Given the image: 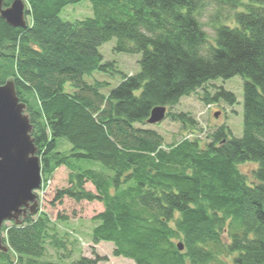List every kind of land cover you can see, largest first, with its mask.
Wrapping results in <instances>:
<instances>
[{"label": "trees", "instance_id": "trees-1", "mask_svg": "<svg viewBox=\"0 0 264 264\" xmlns=\"http://www.w3.org/2000/svg\"><path fill=\"white\" fill-rule=\"evenodd\" d=\"M25 1L27 28L0 16V84L13 77L27 104L43 182L61 165L71 170L70 185L55 199L103 203L92 218L94 243L112 242L115 256L136 264H264V0ZM83 1L92 3L93 17L62 19L65 7ZM210 7L213 40L200 20ZM112 39L116 52L142 53L141 71L121 73L105 95L104 82L84 76L119 72L100 53ZM234 76L244 79L242 138L221 126L205 147L189 139L166 144L156 130L136 126L156 106L172 107L210 81ZM204 97L236 102L224 88ZM167 117L196 123L184 112ZM248 162L258 165L251 184L239 167ZM55 231L45 212L4 224L9 250L0 251V264L13 257L63 264V253L60 261L42 260L47 241L66 250Z\"/></svg>", "mask_w": 264, "mask_h": 264}, {"label": "rangeland", "instance_id": "rangeland-1", "mask_svg": "<svg viewBox=\"0 0 264 264\" xmlns=\"http://www.w3.org/2000/svg\"><path fill=\"white\" fill-rule=\"evenodd\" d=\"M213 10L214 8L210 7L200 18L203 28L209 34L211 40L215 37V29L209 24L208 20ZM93 16L94 10L90 1L69 5L61 13L62 19L71 22ZM115 43L116 40L112 39L103 44L100 47V53L103 56V61L114 62L119 72L113 74L95 72L91 76H84V80L89 84H94L97 81L104 82L105 85L100 88V92L105 95H108L118 86L121 81V73L137 74L141 71L139 62L142 53L116 52L114 50ZM205 88V90L202 88L196 93L182 97L172 107L167 106L168 112L187 113L190 118L195 120V124L190 122L184 124L167 117L158 124L151 125L147 122L137 123L136 126L156 130L164 137L166 144L177 143L186 136L194 134V137H200L201 147H205L211 141V134L221 126H226L234 137L242 138L244 133V79L241 76H234L229 79L217 78L207 83ZM221 88L234 93L236 102L230 103L225 98L210 103L205 100L204 94L206 91L210 92L212 96ZM67 90L73 91L70 86H67ZM216 113H218V116L215 115ZM194 137L192 136V138ZM62 148L67 150L70 146L63 144ZM82 166H87V164H82ZM88 167L100 169L101 165L92 163ZM239 167L246 175L248 183L255 182L253 171L258 167L256 163H243L239 164ZM70 173L71 170L66 165L59 166L49 178L48 183L47 181L44 183L45 190L40 192V213L45 212L48 215L55 226V232L59 233L67 244L66 250L59 252L50 241H47V252L42 260L60 261L63 253L67 256L62 259L63 264H73L81 257L94 258L95 255L103 258L99 264H136L129 258L115 256L113 243L106 241L94 243L92 230L95 223L92 218L104 210L103 203L99 201H76L69 197L55 199L58 191L70 185ZM86 189L95 191V187L90 182L86 184ZM10 223L7 222L6 224ZM13 264H26V260L22 263L19 261L13 262Z\"/></svg>", "mask_w": 264, "mask_h": 264}, {"label": "water", "instance_id": "water-1", "mask_svg": "<svg viewBox=\"0 0 264 264\" xmlns=\"http://www.w3.org/2000/svg\"><path fill=\"white\" fill-rule=\"evenodd\" d=\"M0 16L13 27H28L25 0H13L8 6L5 0H0ZM166 116L167 107L156 106L147 122L157 124ZM33 128L27 104L18 96L14 78H8L0 84V251L3 252L9 250L4 243L3 225L6 222L21 225L40 208L36 191L42 184V165ZM179 248L183 249L182 243Z\"/></svg>", "mask_w": 264, "mask_h": 264}, {"label": "bare ground", "instance_id": "bare-ground-1", "mask_svg": "<svg viewBox=\"0 0 264 264\" xmlns=\"http://www.w3.org/2000/svg\"><path fill=\"white\" fill-rule=\"evenodd\" d=\"M209 35V34H208ZM198 92V91H197ZM216 93V92H215ZM211 108V107H210ZM152 125V124H151ZM212 135V134H211ZM191 136V137H190ZM190 136H186L184 139H189V140H198L199 141V143H201V139H200V137H194V134H190ZM192 136L194 137V138H192ZM211 138V137H210ZM211 142V141H210ZM40 213V208H39V211H38V213L36 214V215H38ZM35 216V215H34ZM33 217V216H32ZM7 223V222H6ZM5 223V224H6ZM11 223H14V222H11ZM4 226V225H3ZM3 237H4V234H3ZM92 239H93V236H92ZM102 242V241H101ZM112 243V242H111ZM182 243V242H181ZM180 244V243H179ZM179 244H178V246H179ZM13 261L14 262H17V259H16V257H13ZM99 264V263H98Z\"/></svg>", "mask_w": 264, "mask_h": 264}]
</instances>
